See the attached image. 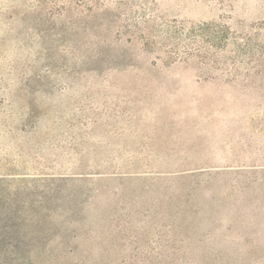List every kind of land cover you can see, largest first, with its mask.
Returning <instances> with one entry per match:
<instances>
[{"label": "rangeland", "instance_id": "obj_1", "mask_svg": "<svg viewBox=\"0 0 264 264\" xmlns=\"http://www.w3.org/2000/svg\"><path fill=\"white\" fill-rule=\"evenodd\" d=\"M0 264H264V0H0Z\"/></svg>", "mask_w": 264, "mask_h": 264}]
</instances>
